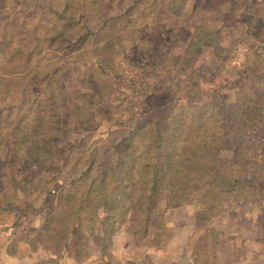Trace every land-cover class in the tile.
<instances>
[{
	"label": "rangeland",
	"instance_id": "obj_1",
	"mask_svg": "<svg viewBox=\"0 0 264 264\" xmlns=\"http://www.w3.org/2000/svg\"><path fill=\"white\" fill-rule=\"evenodd\" d=\"M158 1L160 6L155 9L153 0H143L125 18L130 22L127 35L121 33V39L109 45L110 49L106 46L108 31L97 35V40L93 35L76 47H81L79 51L99 47L103 55H111L113 76L110 73L103 80H95L97 82L89 81L84 73L70 76L75 87L69 86L72 105L76 103L73 107L66 102L69 118L73 119L74 130L70 136L75 145L73 157L79 156L86 144L100 142L102 136L105 139L111 124L128 119L126 108L138 104L136 93L141 87L146 93L151 89L166 93L149 96L147 102L138 104L140 106L132 112V116L137 113L134 119L145 109L175 99L167 91H196L191 103H182L189 104L193 108L191 112H213L216 121L211 122L210 133L215 135L221 131L222 119L214 107L218 109L221 104L228 112V123H232L235 109L239 101L245 100L242 98L247 90L251 94L263 91L264 82H257L264 76V54H261L262 44L255 40L252 32L253 26H264V0ZM21 5V0H0V20L9 17L8 20L13 21L12 16H17L14 14ZM36 12L25 19L28 28L42 19L49 24L47 19L45 21L46 13L37 10L31 14ZM157 12H161L162 18H158ZM122 24L117 23L116 27L119 29ZM97 42L99 44L94 45ZM53 43L45 40L37 44L39 51L51 48L56 51L44 61L50 67L60 60L63 50L62 44ZM140 68H146L143 82L134 76ZM197 75L205 81L198 83ZM126 79L140 80L141 85L134 89L133 84L124 82ZM254 84L259 88L255 89ZM77 88L82 90L81 94H76ZM100 90L105 95L102 100L108 104L105 108L92 100L93 93ZM257 101L253 100L248 107ZM87 102L93 106H88ZM263 102L259 107L264 106ZM78 106H82V110ZM262 109L264 113V107ZM76 111H82L84 117L76 119ZM260 125L245 129L242 134L248 135L242 138L230 129L226 133L229 136L226 149L232 148V154L250 153V157L259 161L257 168L264 169V122ZM246 139L249 142H245ZM23 141L19 138L17 143ZM6 145H0V264H195L194 241L198 230L202 229L215 230L219 236V246L211 245L217 264H264V185L242 191L241 196L230 198L232 200L225 198L224 212L212 218H206V205L164 207L165 231L162 230L164 233L158 239L154 226L144 236L132 233L128 230L127 218L121 215L104 224L106 214L101 208L94 226L90 229L84 226L75 233L74 227L61 226L63 220L74 223L75 217L70 218L59 208L63 207L65 190L70 189L67 174L76 160L59 172L58 166L52 170L48 163L40 167L39 163L26 162L23 148L17 149L16 157H11L17 150ZM109 153L111 149L104 146L103 154L109 156ZM12 172L14 177L11 178ZM42 176L48 182L42 180ZM14 183H21L24 192L15 189L12 195L10 187ZM53 217L54 221L50 222ZM113 221L115 224L111 227Z\"/></svg>",
	"mask_w": 264,
	"mask_h": 264
},
{
	"label": "trees",
	"instance_id": "obj_2",
	"mask_svg": "<svg viewBox=\"0 0 264 264\" xmlns=\"http://www.w3.org/2000/svg\"><path fill=\"white\" fill-rule=\"evenodd\" d=\"M153 1V7L157 9L160 1ZM21 2L20 9L14 14L17 16H12L13 21L8 20L9 17L0 20V145L7 144V147H15L16 150L23 148L26 162L39 163L40 167L49 164L52 170L58 166L59 172L76 160L67 174L70 189L65 190L67 193L64 195L63 207L59 208L70 218L75 217V222L69 224L63 220L61 226H65V229L74 227L75 233L84 226L90 229L97 221L101 208L106 214L104 224L121 215L127 218V223H130L128 230L132 233H142L144 236L154 226L158 239L165 231L164 207L206 205V218H212L224 212L225 198L232 200L230 198L241 196L242 191H252L264 185V169L257 168L259 161L250 157V153L241 151L232 154V148L226 149L229 148V136L226 133L230 129L242 138L248 135L242 134L245 129L260 127L261 122H264V106L259 107L264 101V88L263 91L252 93L253 96L247 90L242 98L245 100L242 103L239 101L235 109L232 123H228V112L221 104L218 109L214 107L219 119H222L220 135H215L210 133L211 122L216 121L213 112H207L209 115L191 112L192 107L182 103H191L196 91H167L175 99L141 110L140 116L134 119L137 113L132 116V112L140 106L138 104L147 102L149 96L166 93H157L153 89L146 93L141 87L137 93L132 91L139 101L126 108L128 119L111 124L105 139L102 136L100 142L86 144V149L73 157L75 145L70 141L74 130L73 119L69 118V104L66 103L72 105L69 86L75 89L70 76L76 72L78 75L84 73V77L93 82L113 73L112 57L103 55V49L97 47L79 51L81 47H76L79 42L93 35L97 40V35L108 31L106 46L110 49L114 41L121 39V33L127 35L130 22L125 18L143 0ZM37 10L48 15L45 21L47 19L49 24H45L42 19L28 28L24 21L36 15L37 12H31ZM160 13H156L158 18H162ZM117 23H123L119 29ZM253 28L252 34L262 44L261 54H264V26L256 25ZM45 40L63 46L60 60L55 61L53 67L44 61L56 51L52 48L39 51L37 45ZM97 44L99 42L94 45ZM178 66L175 65L176 68ZM145 69L140 68L139 73L134 75L141 78L142 82ZM196 78L198 83L205 81L200 75ZM124 82L133 84L134 89L141 85L140 80L126 79ZM259 82H264V76H260L257 84ZM253 86L259 88L256 84ZM76 91V94L82 93L81 89L77 88ZM103 97V91H95L92 100L105 108L108 104L102 100ZM248 99L251 100L246 102ZM253 100L260 102L248 107ZM87 105L93 106L88 102ZM72 106L75 107L76 103ZM78 107L82 110V106ZM75 117H84L82 111H76ZM19 138L24 140L21 144L17 143ZM244 141L249 142L248 139ZM104 146L111 149L109 156L103 154ZM15 154H18V150L11 157H16ZM41 179L48 182L44 176ZM15 189L24 192L21 183L12 184V195ZM51 210L54 214L55 208ZM84 221L91 224L85 225ZM114 224V221L111 222V227ZM104 228L106 233L109 225ZM198 232L193 250L195 264H217L211 246H219L217 232L212 229Z\"/></svg>",
	"mask_w": 264,
	"mask_h": 264
}]
</instances>
